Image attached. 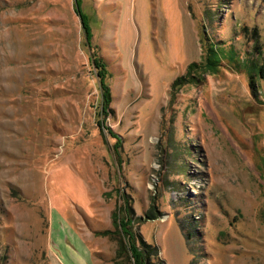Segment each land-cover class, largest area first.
I'll return each instance as SVG.
<instances>
[{
	"label": "rangeland",
	"instance_id": "374dc122",
	"mask_svg": "<svg viewBox=\"0 0 264 264\" xmlns=\"http://www.w3.org/2000/svg\"><path fill=\"white\" fill-rule=\"evenodd\" d=\"M0 264H264V0H0Z\"/></svg>",
	"mask_w": 264,
	"mask_h": 264
},
{
	"label": "trees",
	"instance_id": "16d2710c",
	"mask_svg": "<svg viewBox=\"0 0 264 264\" xmlns=\"http://www.w3.org/2000/svg\"><path fill=\"white\" fill-rule=\"evenodd\" d=\"M83 27H85V30H86V26L85 25H83ZM222 55V53L220 52V51H218L217 49H216V47L215 46H213V45H210L209 47H208V50H207V60H206V65L209 67V68H212V69H214V67H215V65H216V63L218 62V60H219V58H220V56ZM262 67H255V68H253L251 71H250V73H252L251 75H250V87L253 89V91L255 90L254 88H255V84H254V77H253V73H258V74H262L263 73V71H261L262 69H261ZM127 221H128V223H129V219H127ZM123 228H125L126 229V227H127V225H126V223H123L122 225H121ZM129 235V234H128ZM129 241L134 245V246H137V244L138 245H140L141 244V247H146V248H149V249H151L152 248V246L150 245V244H146L144 241H143V239L139 236V235H134V234H132V233H130V235H129ZM138 248V251H139V254H141L140 256L141 257H143V255H145V252H147V250L145 251V249H141V248H139V247H137Z\"/></svg>",
	"mask_w": 264,
	"mask_h": 264
},
{
	"label": "crops",
	"instance_id": "0c3cea01",
	"mask_svg": "<svg viewBox=\"0 0 264 264\" xmlns=\"http://www.w3.org/2000/svg\"><path fill=\"white\" fill-rule=\"evenodd\" d=\"M81 242V244L84 246V244H83V241H80ZM86 249V248H85ZM87 251V250H86Z\"/></svg>",
	"mask_w": 264,
	"mask_h": 264
}]
</instances>
